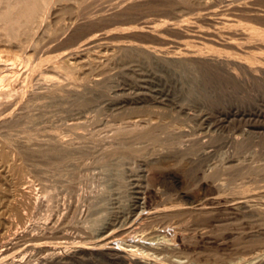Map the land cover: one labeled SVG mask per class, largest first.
I'll use <instances>...</instances> for the list:
<instances>
[{"label":"rangeland","instance_id":"1","mask_svg":"<svg viewBox=\"0 0 264 264\" xmlns=\"http://www.w3.org/2000/svg\"><path fill=\"white\" fill-rule=\"evenodd\" d=\"M38 9L0 21L14 262L264 264V0ZM28 233L50 249H27Z\"/></svg>","mask_w":264,"mask_h":264},{"label":"bare ground","instance_id":"2","mask_svg":"<svg viewBox=\"0 0 264 264\" xmlns=\"http://www.w3.org/2000/svg\"><path fill=\"white\" fill-rule=\"evenodd\" d=\"M44 2L45 0H2L1 2L3 4H5L4 7V11H2L0 13V21L1 22H4L8 25V27L11 29H13L15 26H17L18 24H20L21 22H29V21H33V17L35 14H37V9L39 8V5H40V2ZM59 1V0H58ZM123 1V0H122ZM43 4V3H42ZM45 4V3H44ZM122 4V3H121ZM70 9V8H69ZM39 10V9H38ZM40 11V10H39ZM44 14V13H43ZM36 16V15H35ZM76 17V16H75ZM35 18V17H34ZM37 19V18H36ZM39 22V21H37ZM75 22V21H74ZM32 23V22H31ZM23 24V23H21ZM27 24V23H26ZM35 24V23H34ZM38 24V23H37ZM211 26V25H210ZM255 26V25H254ZM8 28V30H9ZM20 28V27H19ZM153 28V27H152ZM254 28V27H253ZM14 30V29H13ZM11 30V31H13ZM155 30V29H154ZM248 30V29H247ZM17 32V31H16ZM128 32V31H127ZM18 33V32H17ZM259 33V32H258ZM14 34V33H13ZM9 35V34H8ZM17 35V34H16ZM12 36V35H11ZM10 37V36H9ZM173 40V39H172ZM247 41V40H246ZM264 41V40H263ZM215 42V41H214ZM228 42V41H227ZM262 42V41H261ZM260 43V42H259ZM135 45V44H134ZM186 45V44H185ZM211 46L213 44H210ZM261 45V44H260ZM262 46V45H261ZM264 46V45H263ZM132 48H129L130 50H128L127 52H125V55L128 56V57H133V56H137V57H150L149 55V51L150 49H147L146 48H143V46H138V47H135V46H131ZM251 47V45H250ZM253 47V46H252ZM202 48V47H201ZM205 49V48H204ZM251 49V48H250ZM254 49V47H253ZM155 50V49H154ZM211 50V49H210ZM212 51V50H211ZM225 51V50H224ZM152 52H154L152 50ZM163 52V51H162ZM208 52V51H207ZM157 53V51H156ZM250 53V52H248ZM159 56V55H158ZM4 57V56H3ZM155 57V56H154ZM160 57V56H159ZM258 58V57H257ZM237 59V58H236ZM2 60V59H1ZM8 60V59H6ZM5 60V61H6ZM167 60V59H166ZM171 60V59H170ZM204 61V60H203ZM8 62V61H7ZM10 62V61H9ZM14 62H16L14 60ZM31 62V61H30ZM169 62V61H168ZM18 63V62H17ZM27 63V62H26ZM149 63V62H148ZM13 65V64H12ZM181 65V64H180ZM10 66V65H9ZM191 67V66H190ZM13 68V67H12ZM201 68V67H200ZM12 70V69H11ZM13 74H14V70L13 71H10L8 73H5V74H2L0 72V96H5V94H7L8 96L10 95L9 92L7 93V91H5V88L4 91L1 89L2 87H4V83L7 81L9 83V80L12 79L13 77ZM209 81V80H208ZM9 85V84H8ZM11 85V84H10ZM5 86H7V83L5 84ZM55 88V87H54ZM9 90V89H8ZM194 92V91H193ZM5 99V98H4ZM172 127V126H171ZM168 129H172L170 127H167ZM123 129V128H122ZM126 129V127L124 128ZM117 130V128H116ZM149 130V129H148ZM173 130V129H172ZM124 131V130H123ZM122 132V131H121ZM125 132V131H124ZM147 134V133H146ZM151 135V134H149ZM157 136V135H156ZM146 137V136H145ZM53 139V138H52ZM133 142V141H132ZM122 145V144H121ZM120 146V145H119ZM118 146V148H120ZM123 148V146H122ZM54 150V149H52ZM60 150V149H58ZM127 150H130V147L127 149ZM137 150V149H136ZM45 151V150H43ZM131 151V150H130ZM55 152V151H54ZM127 152V151H126ZM135 152V150H134ZM138 152V151H136ZM42 153V152H41ZM110 153V152H109ZM124 153V152H123ZM5 154V153H4ZM125 154V153H124ZM135 154V153H134ZM140 154V153H139ZM68 155V154H67ZM69 157V156H68ZM121 160V159H120ZM157 161V160H156ZM116 163V162H115ZM118 164V163H117ZM119 166V165H118ZM258 169V168H257ZM260 169V168H259ZM256 170V169H255ZM22 171V170H21ZM258 171V170H257ZM264 172V170H263ZM264 174V173H263ZM261 175V174H260ZM263 177V175H262ZM264 179V178H263ZM9 181V180H8ZM11 181V180H10ZM13 182H8L7 184V189L6 190H0V206L1 208H3V210L0 212V257H1V262L4 263V261H7L9 264H14L15 262H20L23 260V257L21 259H18V261H15V258L19 255H17L16 252H14V250H16L19 246H18V243H14L12 241L11 243V238H10V235L12 236L15 235V232L14 233H10V230L7 232L6 231V234L4 232V230L7 228V221H6V215H8V213H11L13 212L16 216V210H15V207L12 205V199L15 195V192L18 190L15 188V184ZM17 185V184H16ZM261 186V185H260ZM22 189V188H20ZM49 192V191H48ZM76 193V192H75ZM17 194V193H16ZM52 196V195H51ZM203 207V206H202ZM199 209V208H198ZM19 213V212H18ZM17 213V214H18ZM31 213V212H30ZM72 215V214H71ZM23 215H21L22 217ZM13 217V216H12ZM19 217V216H18ZM21 221V220H20ZM17 222V221H16ZM67 222V220H66ZM70 222V221H69ZM33 223V222H32ZM65 223V222H64ZM10 225V224H9ZM19 226V225H18ZM10 227V226H9ZM8 227V228H9ZM33 228V227H32ZM52 228V227H51ZM54 228V227H53ZM22 231V230H21ZM50 231V230H49ZM33 233V232H32ZM50 233V232H48ZM8 234V235H7ZM35 234V233H34ZM44 234V233H43ZM41 234V235H43ZM57 233H55L54 235H56ZM61 234V233H60ZM40 235V238H42V236ZM58 235V234H57ZM29 236V238L27 237ZM27 241L29 242V244L27 245V249H31V250H37V252H40L43 250V249H47L46 247L49 246V243L52 242L51 240H49V238H47V240H45V242H43L44 238H46V236L44 238H42V242L40 240L41 243H38L37 241L40 239L38 237H34L33 235H30L29 233L27 234ZM37 236V235H36ZM14 237V236H13ZM18 239V238H17ZM55 239V238H54ZM177 239V238H176ZM26 240V239H25ZM90 240V239H89ZM180 240V239H178ZM26 241V242H27ZM27 242V243H28ZM181 242V241H180ZM184 243V242H183ZM25 244V243H24ZM54 244L51 243V245ZM168 248V247H167ZM171 248V246H170ZM50 249V248H49ZM47 249V250H49ZM12 251V252H10ZM17 251V250H16ZM21 251V250H20ZM44 251V250H43ZM42 251V252H43ZM20 256V255H19ZM26 256V255H25ZM30 256V255H29ZM150 256V255H149ZM29 258V257H28ZM147 258V257H146ZM150 258V257H149ZM147 258V259H149ZM153 259V258H152ZM151 259V260H152ZM26 260H29L26 258ZM154 260V259H153ZM152 260V261H153ZM15 261V262H14ZM24 261V260H23ZM22 261V262H23ZM150 261V260H149ZM155 262V261H154ZM153 262V263H154ZM157 262V260H156ZM163 261H159L157 263H160ZM29 263V262H27ZM147 263V262H146ZM149 263V262H148ZM165 263V262H164ZM163 263V264H164ZM16 264V263H15ZM155 264V263H154ZM166 264V263H165Z\"/></svg>","mask_w":264,"mask_h":264}]
</instances>
